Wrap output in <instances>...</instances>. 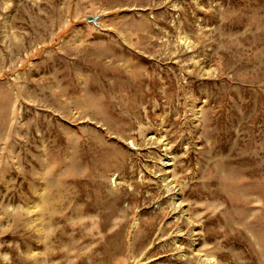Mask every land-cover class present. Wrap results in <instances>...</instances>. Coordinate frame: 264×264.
Instances as JSON below:
<instances>
[{
  "label": "rangeland",
  "instance_id": "obj_1",
  "mask_svg": "<svg viewBox=\"0 0 264 264\" xmlns=\"http://www.w3.org/2000/svg\"><path fill=\"white\" fill-rule=\"evenodd\" d=\"M0 264H264V0H0Z\"/></svg>",
  "mask_w": 264,
  "mask_h": 264
},
{
  "label": "water",
  "instance_id": "obj_2",
  "mask_svg": "<svg viewBox=\"0 0 264 264\" xmlns=\"http://www.w3.org/2000/svg\"><path fill=\"white\" fill-rule=\"evenodd\" d=\"M97 19H98V17H87V18H86V21H87V22H91V23H93V24H95V25H98V24H97Z\"/></svg>",
  "mask_w": 264,
  "mask_h": 264
}]
</instances>
